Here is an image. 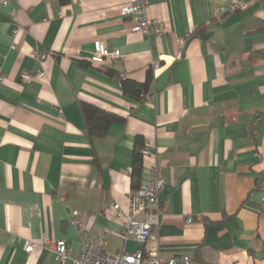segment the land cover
I'll return each instance as SVG.
<instances>
[{
	"label": "crops",
	"instance_id": "obj_1",
	"mask_svg": "<svg viewBox=\"0 0 264 264\" xmlns=\"http://www.w3.org/2000/svg\"><path fill=\"white\" fill-rule=\"evenodd\" d=\"M128 1L0 0V264H73L86 243L264 264V0H149L147 18L167 28L159 35L132 30L120 12ZM96 39L120 49L117 63L91 62ZM38 69L46 77H20ZM149 70L148 98L127 97L123 80ZM84 104L122 121L91 137ZM155 165L160 224L141 245L122 237L112 207L127 208ZM44 235L66 240L71 258L54 259Z\"/></svg>",
	"mask_w": 264,
	"mask_h": 264
},
{
	"label": "built area",
	"instance_id": "obj_2",
	"mask_svg": "<svg viewBox=\"0 0 264 264\" xmlns=\"http://www.w3.org/2000/svg\"><path fill=\"white\" fill-rule=\"evenodd\" d=\"M12 0H1V5L9 6ZM248 0H233L234 8H241ZM254 1V0H251ZM149 0H129L121 7L124 16H130L135 19L132 30L135 32H143L146 34L154 33L159 35L167 31L166 25L160 20L148 19L146 9ZM12 17L17 15L16 9L11 11ZM14 29V28H13ZM20 28L15 27L13 35L16 36ZM186 45V39H179L178 48L182 52ZM39 59H44L45 54L35 53ZM122 53L120 49H109L108 45L96 39L93 42V49L90 55L91 62L97 64H115L121 58ZM159 63H155L154 67L158 68ZM46 72L38 69L35 73H22L23 81H30L35 78L46 77ZM5 75L0 70V82L5 80ZM149 143L144 144L141 150L143 157L150 156ZM158 167L155 165L149 169L146 181H144L138 188L134 189L128 194L129 205L127 208L119 207L117 203L113 205L114 211L118 217L123 221L121 235L125 239H134L141 245L146 244L152 237L154 228L160 224L161 206L160 195L165 187L164 179L159 175ZM74 214L77 215L75 212ZM73 222L81 225L80 222ZM190 221V219H189ZM42 247L49 249L58 262H64L71 258V249L64 239H54L49 235L42 237ZM35 245L29 243L25 247L26 252H32ZM159 246L154 245L150 249L139 248L135 252L122 251L115 254L105 252L100 246L92 243H86L81 254L73 258V264H199L198 261L189 256H176L167 260H162L158 255ZM232 264H243L240 261H233Z\"/></svg>",
	"mask_w": 264,
	"mask_h": 264
},
{
	"label": "trees",
	"instance_id": "obj_3",
	"mask_svg": "<svg viewBox=\"0 0 264 264\" xmlns=\"http://www.w3.org/2000/svg\"><path fill=\"white\" fill-rule=\"evenodd\" d=\"M68 1L70 0H59L62 5L68 4ZM190 36L191 34L189 37ZM151 70L147 71V78L144 82H137L128 78L123 80V91L127 97L135 99L139 102H143L148 98L151 93V83H153V72H151ZM81 111H83V115L86 120L85 123L87 124V130L91 137H104L113 123L116 121H122V119L117 115L89 104H84ZM139 140L141 139L139 138L137 142L140 144ZM142 156L141 151L137 150L132 169L133 177L137 180L142 178Z\"/></svg>",
	"mask_w": 264,
	"mask_h": 264
}]
</instances>
